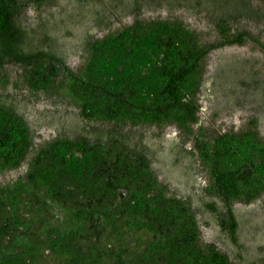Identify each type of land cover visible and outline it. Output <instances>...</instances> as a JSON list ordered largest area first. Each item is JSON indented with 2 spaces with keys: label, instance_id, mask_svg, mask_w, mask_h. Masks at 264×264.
I'll list each match as a JSON object with an SVG mask.
<instances>
[{
  "label": "trees",
  "instance_id": "obj_1",
  "mask_svg": "<svg viewBox=\"0 0 264 264\" xmlns=\"http://www.w3.org/2000/svg\"><path fill=\"white\" fill-rule=\"evenodd\" d=\"M21 7L20 0H0V65H20L31 91H60L90 121L175 125L188 133L198 120L203 58L243 44L251 36L234 23L258 16L249 0L208 8L220 35L215 43L180 22L137 19L88 41L75 72L53 54L23 47ZM252 126L212 138L193 134L206 190L232 220V202L264 193V139ZM120 138L55 137L35 151L24 177L0 188V264H233L214 245H200L189 203L168 194L151 158ZM31 143L24 118L0 104V173L18 167Z\"/></svg>",
  "mask_w": 264,
  "mask_h": 264
},
{
  "label": "rangeland",
  "instance_id": "obj_2",
  "mask_svg": "<svg viewBox=\"0 0 264 264\" xmlns=\"http://www.w3.org/2000/svg\"><path fill=\"white\" fill-rule=\"evenodd\" d=\"M20 1L17 23L23 47L53 54L76 72L85 63L88 41L137 19L180 22L198 32L202 41L215 43L220 35L209 9H224L231 0H200L201 7L197 0ZM249 6L257 9L258 16L243 17L234 26L251 37L241 45L216 47L203 58L198 120L190 125V133L175 125L117 128L84 119L60 91H31L22 80L20 65H0V104L24 118L32 137L23 162L0 173V188L22 179L35 151L55 137L105 141L122 136L129 148L151 158V167L167 185L168 194L189 203L198 222L200 245H214L233 264H264V193L250 202H232V220L224 202L207 192V173L193 151V134L212 138L239 133L252 128L253 121L264 139V0H249Z\"/></svg>",
  "mask_w": 264,
  "mask_h": 264
}]
</instances>
